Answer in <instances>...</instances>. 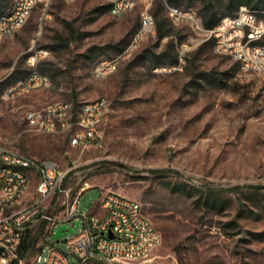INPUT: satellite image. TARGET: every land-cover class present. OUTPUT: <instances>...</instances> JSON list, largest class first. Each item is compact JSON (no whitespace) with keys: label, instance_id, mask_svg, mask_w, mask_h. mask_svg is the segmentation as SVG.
<instances>
[{"label":"rangeland","instance_id":"rangeland-1","mask_svg":"<svg viewBox=\"0 0 264 264\" xmlns=\"http://www.w3.org/2000/svg\"><path fill=\"white\" fill-rule=\"evenodd\" d=\"M13 1L0 0V13L10 12ZM166 3L201 19L199 0H137L118 17L103 0L35 7L0 41V144L71 169L65 187L82 191L84 212L98 213L109 192L141 203L162 233L150 264H264V72L245 71L215 52L188 22L171 21ZM229 4L213 0L217 17L236 15ZM146 9L172 35L147 32L112 72L97 75L101 62L130 44ZM256 9L264 21V7ZM180 58V69L169 71ZM32 72L50 84L7 95ZM99 98L109 102L102 148L81 151L68 134L39 133L26 121L28 111L50 103ZM34 190L31 184L28 194ZM29 230L37 241L24 264L33 262L41 226ZM70 235L48 240L68 251Z\"/></svg>","mask_w":264,"mask_h":264},{"label":"built area","instance_id":"built-area-1","mask_svg":"<svg viewBox=\"0 0 264 264\" xmlns=\"http://www.w3.org/2000/svg\"><path fill=\"white\" fill-rule=\"evenodd\" d=\"M51 1L14 0L10 12L0 13V41L24 26L35 7ZM103 1L115 17L133 9L137 2ZM165 6L171 21L188 22L195 32L213 41L215 52L229 55L245 71L264 72V21L258 17L257 9L242 5L235 16L223 17L214 27L205 28L193 10L183 11L167 3ZM154 30L155 18L146 9L141 13L140 30L130 44L117 59L101 62L96 74L112 72L119 59L129 56L144 35ZM38 55L48 52L40 50ZM181 63L182 58L169 71L180 69ZM49 84L47 76L32 72L23 83L11 86L7 95ZM108 109L105 98L80 104L54 102L28 111L25 117L34 131L66 133L72 146L85 151L103 147L101 124ZM70 170L53 160H39L0 144V264L15 260L24 264L26 257L19 258L21 241L25 232L36 225L41 226V233L32 264H150L147 258L162 243V233L145 216L141 203L109 192L101 198L98 213L84 212L79 207L82 191L73 194L65 187ZM31 184L35 190L28 194ZM51 209L56 213H50ZM60 226L73 227L65 240L68 251L48 240Z\"/></svg>","mask_w":264,"mask_h":264},{"label":"trees","instance_id":"trees-1","mask_svg":"<svg viewBox=\"0 0 264 264\" xmlns=\"http://www.w3.org/2000/svg\"><path fill=\"white\" fill-rule=\"evenodd\" d=\"M170 3L175 2L179 3L181 0H169ZM189 4L192 3L193 0H187ZM203 4V9H202V16H201V23L205 28H212L215 25L219 23L221 20V17H217V14L215 13V7L213 5V0H199ZM230 4L234 9L236 10V13L239 10V7L242 5H246L252 9H256L258 6H263L264 7V0H258V1H253V0H229ZM107 8H109L108 5H106ZM156 27V33L157 37L159 39H163L165 37H170L171 30L167 29L166 24L164 22H159L155 24ZM178 61V58L174 56V59L171 60L172 64H176ZM37 241V236L32 235L30 230L28 229L24 237L21 241L20 249H19V258L26 257L27 254L33 252L35 250V245ZM12 264H18V261L15 260L13 261Z\"/></svg>","mask_w":264,"mask_h":264},{"label":"water","instance_id":"water-1","mask_svg":"<svg viewBox=\"0 0 264 264\" xmlns=\"http://www.w3.org/2000/svg\"><path fill=\"white\" fill-rule=\"evenodd\" d=\"M73 231V227H67V226H60L55 234H54V237L55 238H58L59 236L63 235V234H67V233H71ZM110 237H112V234L110 233L109 235Z\"/></svg>","mask_w":264,"mask_h":264}]
</instances>
